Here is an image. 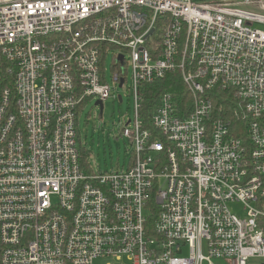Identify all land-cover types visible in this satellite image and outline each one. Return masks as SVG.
Returning a JSON list of instances; mask_svg holds the SVG:
<instances>
[{
  "label": "built area",
  "instance_id": "built-area-1",
  "mask_svg": "<svg viewBox=\"0 0 264 264\" xmlns=\"http://www.w3.org/2000/svg\"><path fill=\"white\" fill-rule=\"evenodd\" d=\"M256 24L264 0H0V264L264 262ZM168 73L190 107L165 95L146 122ZM129 81L128 166L88 173L80 113Z\"/></svg>",
  "mask_w": 264,
  "mask_h": 264
},
{
  "label": "rangeland",
  "instance_id": "rangeland-1",
  "mask_svg": "<svg viewBox=\"0 0 264 264\" xmlns=\"http://www.w3.org/2000/svg\"><path fill=\"white\" fill-rule=\"evenodd\" d=\"M199 1V0H197ZM255 28L264 31V25L256 24ZM113 52H110L106 61V76L109 83L112 82L111 62ZM117 88V98H108L103 103V114H100V107L95 105L97 99L86 104L84 111L79 117V138L82 146L90 152L88 164L92 169L101 174L110 173L112 170H124L131 158V147L128 139L122 134L124 123L134 118V107L132 97L129 96L128 88ZM118 96H123L122 103ZM232 212L241 216L244 215V205L241 203H230ZM104 259H98L94 264H105ZM248 264H263L260 258H251ZM214 264H231L225 260L214 259Z\"/></svg>",
  "mask_w": 264,
  "mask_h": 264
},
{
  "label": "trees",
  "instance_id": "trees-1",
  "mask_svg": "<svg viewBox=\"0 0 264 264\" xmlns=\"http://www.w3.org/2000/svg\"><path fill=\"white\" fill-rule=\"evenodd\" d=\"M0 86L1 90L6 88L12 89L14 82H12V76L7 75ZM146 93L144 94L143 109L142 114L145 121H149L151 114L156 111L159 105L160 99L165 95L170 96L174 100L175 105L179 108L184 109V107L190 105V96L187 92L183 79L177 73H168L165 78L159 80L155 83H151L146 86ZM145 90V89H144ZM190 107V106H189ZM227 109H232V106L227 104ZM81 165L84 167L85 171L92 173V166L88 164L90 158V152L86 150L81 144ZM154 217L150 219L151 226L154 224Z\"/></svg>",
  "mask_w": 264,
  "mask_h": 264
},
{
  "label": "water",
  "instance_id": "water-1",
  "mask_svg": "<svg viewBox=\"0 0 264 264\" xmlns=\"http://www.w3.org/2000/svg\"><path fill=\"white\" fill-rule=\"evenodd\" d=\"M123 82V81H122ZM122 85V84H121ZM119 101L121 102V97H119ZM96 105H98L101 109H100V114H103V103L101 101H97Z\"/></svg>",
  "mask_w": 264,
  "mask_h": 264
}]
</instances>
